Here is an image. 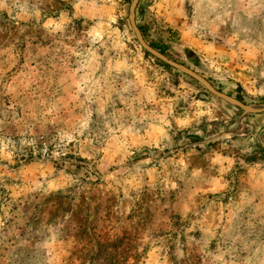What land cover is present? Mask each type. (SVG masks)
<instances>
[{
	"label": "rangeland",
	"instance_id": "obj_1",
	"mask_svg": "<svg viewBox=\"0 0 264 264\" xmlns=\"http://www.w3.org/2000/svg\"><path fill=\"white\" fill-rule=\"evenodd\" d=\"M132 1L0 0V264H264V113ZM136 21L264 104V0Z\"/></svg>",
	"mask_w": 264,
	"mask_h": 264
},
{
	"label": "water",
	"instance_id": "obj_2",
	"mask_svg": "<svg viewBox=\"0 0 264 264\" xmlns=\"http://www.w3.org/2000/svg\"><path fill=\"white\" fill-rule=\"evenodd\" d=\"M140 0H133L130 5V12H129V21L130 25L135 33V36L137 38V41L139 45L146 51V53L152 55L160 62H163L167 64L168 66L178 70L179 72L191 77L198 83H200L207 91H209L214 96L218 97L219 99L225 101L229 105L235 107L238 110H241L243 113V116L245 115H256V114H262L264 113V104L261 105H247L241 102L240 100L231 97L227 94H224L220 91H218L209 81H207L205 78H203L201 75L193 71L192 69L179 64L168 57H166L164 54H162L160 51L153 48L151 45H149L146 40L144 39L142 32L137 25L136 21V10L138 7Z\"/></svg>",
	"mask_w": 264,
	"mask_h": 264
},
{
	"label": "trees",
	"instance_id": "obj_3",
	"mask_svg": "<svg viewBox=\"0 0 264 264\" xmlns=\"http://www.w3.org/2000/svg\"><path fill=\"white\" fill-rule=\"evenodd\" d=\"M156 48V47H155ZM156 49H158V48H156ZM160 50V49H159ZM160 52L162 53V54H164L165 52H163L162 50H160Z\"/></svg>",
	"mask_w": 264,
	"mask_h": 264
}]
</instances>
